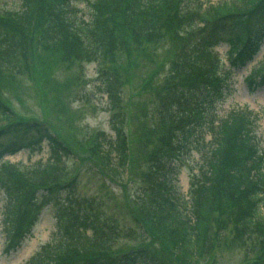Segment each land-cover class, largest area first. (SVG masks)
I'll list each match as a JSON object with an SVG mask.
<instances>
[{"label":"trees","instance_id":"16d2710c","mask_svg":"<svg viewBox=\"0 0 264 264\" xmlns=\"http://www.w3.org/2000/svg\"><path fill=\"white\" fill-rule=\"evenodd\" d=\"M72 2L88 5L87 19L77 16ZM263 39L264 0H21L18 9L0 12V155L23 147L30 130L44 131L49 151L30 168L0 164V190L8 197L1 219L6 252L30 232L41 204L55 196L54 234L25 264H152L142 261L148 258L153 264H195L227 232L243 249L241 264H264L258 113L237 107L217 120L206 103L208 94L223 95L225 72L252 60ZM219 43L227 44L228 67ZM142 58L155 65L145 75L136 70ZM92 61L107 95L111 133L62 113L50 118L25 112L4 96L23 79L45 80L46 87L36 90L51 91L52 76L36 72L46 63L83 67ZM67 78L60 86L70 92L76 79ZM245 78L249 85L264 84V56ZM131 82L136 94L147 93L146 111L131 97L125 100ZM12 99L21 102L17 92ZM191 145L201 161L184 196L172 173ZM65 155L94 164L118 187L124 212L147 245L116 246L118 223L104 214L99 199L73 192L74 175L64 179Z\"/></svg>","mask_w":264,"mask_h":264},{"label":"rangeland","instance_id":"374dc122","mask_svg":"<svg viewBox=\"0 0 264 264\" xmlns=\"http://www.w3.org/2000/svg\"><path fill=\"white\" fill-rule=\"evenodd\" d=\"M20 3L21 0H0V12L9 9H18ZM71 7L77 9L75 10L77 16H81L84 19L88 18V5H85L84 2H72ZM227 48V44L225 43L216 45V49L222 54L224 60L226 59V66L228 67L227 55L225 52ZM263 56L264 42L253 59L245 66L230 70L224 79L222 85L223 95L219 97V99L217 98L215 101L214 96L209 94L206 96V103H208V101L211 103V106L208 108L209 113L214 114L213 118L217 120L225 116L230 109L237 107L245 106L258 113L255 137L259 151L264 150V111H260L262 107H264V84L258 86L249 85L245 77L251 67L256 64V62L260 61ZM34 58L33 56V59ZM35 64L36 61L34 65ZM46 65L50 67L47 68L45 67ZM154 67V64L151 63L149 66L143 59L141 62L137 61L136 70L140 75H145L154 69ZM167 69V67L159 69L158 75L162 77ZM36 72H39L41 75L48 73L52 76L48 80L50 81V88L52 90L40 93L35 87L37 86L38 90L40 86L46 87L47 81L41 80V82H34L30 79H23L22 82L17 83V85L14 84L17 86V89L15 87L11 90L15 91L9 90L4 93V96L8 99L9 103L11 102L13 107L16 104L21 108L20 110L25 112L36 111L38 114L43 112L44 115L47 113L50 118L55 113L61 117L60 113H62L64 119L76 118L75 123L78 122L88 129H102L111 133L109 122L110 110L107 108V95L98 87L99 75L97 64L94 61L85 63L83 67H81L79 63L69 67L61 63H46L43 67L40 66L39 70ZM222 72H224V69L221 70V73ZM67 77L76 79L75 83L72 85L74 89L70 92L60 86L65 84V80H68ZM135 90V84L131 82L126 87V91L124 89L127 93L125 100H127V97H131L133 103L135 102L140 105V109L146 111L145 103L148 100L147 93L139 95L136 94ZM16 92L21 101L20 103L12 99ZM60 105L65 109H59ZM217 120H215V122ZM132 125L133 123L130 126ZM24 134L26 136L25 139H27L37 135L38 132L30 130ZM202 137L205 141L208 140L210 138L209 131L206 130ZM47 142V138L43 136L39 143L36 144V148H32V146L22 148L12 154L6 155L5 158L21 162L26 165L24 168H30L40 161L44 162L48 157L49 151ZM192 146L193 145L190 146L188 151L184 152L175 160L174 172L172 173L174 184L178 192L184 196L187 194L191 175L197 172L201 161L200 151ZM71 156L72 155L64 156L66 166L64 179L68 180L73 177L74 173L78 170L73 184V192L77 196H80L79 198L91 199L95 197L103 203L101 208L105 211L104 214L110 215L116 220L118 223L117 228L121 232L119 238L115 242L116 246L133 248L135 246L141 247L147 245L148 239L142 240L143 236H139L140 229L134 225L129 215L124 212L123 202L120 200L122 199V195L118 187L109 185L110 180H105L96 172L94 164L86 163L80 165L82 159L79 157L72 158ZM64 193L65 192H62L60 195H65ZM39 199H41V201L43 200V198ZM7 200L8 197L6 194L0 190V264H25V261L39 250L41 245L45 244L54 234L56 207L53 203L54 201H51L52 203H47L41 210L38 222L33 228L32 233L26 237L19 248L13 252L7 253L6 236L3 232L1 222L2 211ZM36 211L37 207L30 210V215H34ZM127 231H130L132 234L127 235ZM225 237L226 238L221 241L220 244H217L215 241L212 245L210 243V249L212 250L213 248V250L211 252H205L203 257L198 258L195 264H241L240 260L244 258L242 257L244 255L243 249L236 243H231V232H227ZM146 238H148V236H146ZM142 261L154 263L151 258L143 259Z\"/></svg>","mask_w":264,"mask_h":264}]
</instances>
